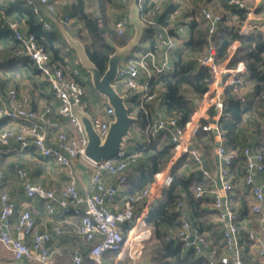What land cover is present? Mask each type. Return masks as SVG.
Wrapping results in <instances>:
<instances>
[{
  "label": "built area",
  "instance_id": "obj_1",
  "mask_svg": "<svg viewBox=\"0 0 264 264\" xmlns=\"http://www.w3.org/2000/svg\"><path fill=\"white\" fill-rule=\"evenodd\" d=\"M11 3L21 2L35 15L37 22L46 31L52 30L50 18H54L67 31L74 29V21L67 15L56 11L54 0H8ZM125 5L129 0H119ZM264 0H228L229 7L243 9L245 18L238 26L240 35L255 32H264V23L257 13L258 7ZM161 10V2L156 1L154 6L141 17L147 27H153L150 46L132 54L119 65L116 82L123 87L129 95L139 93L138 104L135 106L148 113L147 103L155 99L158 92H149V81L158 74L170 72L173 69L172 52L179 47L177 35L184 33L185 24L181 23L182 10L176 7L168 14L167 25L157 26L154 16ZM222 11V10H221ZM221 11L201 6L198 9L200 18L207 22L209 44L198 57V65L209 69L213 76L212 82L202 95V107L180 126L178 115L157 116L149 118L146 130V141L154 139L160 131L168 130L169 143L172 146V157L168 162L171 168L181 156H186L200 170V182L195 187L193 195L201 197L206 191L213 197V209L222 222L220 247L213 246L210 240L193 225L189 219H183L181 226L174 233L183 243L184 249H192L195 256L204 257L207 264H248L242 258L243 247L239 241L242 225L249 223L248 219L236 222V213L229 208L226 197L233 191V176L231 164L234 153L226 150L220 135V118L225 116L224 101L225 87L232 86L237 99L243 101L244 95L240 92L239 84L246 73V65L242 61L230 64L241 54V42L233 41L225 59H216V48L210 40V35L222 21ZM226 11V10H225ZM14 38L20 43L21 49L16 54L27 57L35 66L41 76L45 77L47 87L57 99L59 105L54 110L45 106L37 111L29 106V98L22 96L18 99L15 88H9L3 97L0 93V119L8 121L9 125L0 129V154L10 155L17 145L20 152L34 151L38 156L54 161L57 165L70 169L74 162L87 164L93 169L89 183L93 188L88 195H80L74 180L69 173V182L61 187L44 188L32 184L28 174L23 168H16L15 176L20 181V188L27 199L37 198L48 216L56 213V206L63 214L73 215L78 219L73 232L87 245L89 262H86L79 248L71 251V264H115L103 259L108 251L116 252L118 256L126 255L131 264H138L141 259L144 242L151 237V229L145 225V210L138 217H134V206L145 203L151 199L152 193L161 198L160 192L171 181L170 170L162 169L155 173L151 183L140 190L127 194L123 208L111 212L108 205L116 194L123 189L127 182V169L130 163L136 161L133 154L123 149L108 160L97 164L89 162L84 157L86 137L83 125L75 114L85 95V88L77 78L80 71L76 68L69 72L61 66L50 62L48 53L37 43L32 34H26L23 24L9 22ZM128 24L127 16H120L114 22V29L121 34ZM173 31V32H171ZM134 103H131L132 106ZM56 117L52 118L51 115ZM113 110L106 106L104 118H92V124L97 133L103 138L106 135L108 124L112 119ZM67 126V129H62ZM210 132L217 138L215 156L219 172V188H205L206 181L215 183L216 178L210 170L203 165L200 151L193 147L192 139L198 130ZM241 154L244 159L242 181L253 198L250 211L254 215L263 212L264 208V177L258 175L264 172V151L243 147ZM70 172V171H69ZM103 174L114 177L113 182H107ZM4 175L0 171V183ZM17 203L10 195L0 192V256L8 251L16 261L35 264H51L52 251L49 243L52 234L48 231H37L35 221L29 210L20 211L12 220ZM182 202H177L175 210H180ZM261 230L252 228L246 230L247 240L256 244L255 254L260 262L264 263V222L259 220ZM126 227V230H124ZM52 233H62L60 225L52 227ZM193 236V240L189 237ZM26 237L29 239L26 240Z\"/></svg>",
  "mask_w": 264,
  "mask_h": 264
},
{
  "label": "trees",
  "instance_id": "obj_2",
  "mask_svg": "<svg viewBox=\"0 0 264 264\" xmlns=\"http://www.w3.org/2000/svg\"><path fill=\"white\" fill-rule=\"evenodd\" d=\"M99 11L97 15L86 11L85 0H71V4L65 5L62 14L67 15L74 21L76 30L73 37L83 45L88 58L103 72L107 65L109 56L113 53V45L118 47L126 45L133 36V28L128 23L123 32L117 31L109 24L106 16V4L112 0H93ZM157 0H129V3L140 14L144 16ZM213 5L214 9H224L229 13V19H233L232 25L225 23L224 17L217 25L216 30L210 35V40L216 48V59L226 58L230 44L239 40L241 42V54L236 61H242L246 65L239 88L248 87V95L241 101L237 99L232 86L225 87L224 113L220 118V135L226 150L233 152L238 147L241 136L238 130L242 126L245 115L261 113L264 107V34L255 32L248 35H240L238 26L245 18V11L235 7H229L228 0H205ZM176 6L167 5L155 14L154 20L157 26L167 25L168 14ZM16 21L23 24L24 32L35 36L37 43L48 53L50 62L55 66H65L66 49L72 51L62 37L53 32L44 30L37 22L35 15L21 2L10 3L0 0V70L15 71L17 64L31 63L23 56L16 54L21 49L20 43L14 38L9 22ZM7 23V26H5ZM236 23V25H235ZM188 38L181 43L176 51L173 60V69L170 72L154 76L149 81V92H160L165 112L167 115H178L179 125L183 123L196 110L198 102L208 85L212 82L213 76L208 68L198 65V57L204 52L209 44V33L207 22L201 18H193L186 23ZM73 29V30H74ZM153 27H148L144 32L142 41H148L153 45L151 33ZM173 32V31H171ZM139 48V46L137 47ZM65 69V68H64ZM35 71L36 68H35ZM77 81L85 86L87 80L77 78ZM90 81V80H89ZM88 81V82H89ZM127 95L126 104L130 113L131 103L138 104L139 93ZM136 122H141L143 127L149 119V113H144L137 108ZM135 121L133 123H135ZM7 120L0 119V128L6 125ZM133 123L131 125H133ZM147 123V124H148ZM214 141V135L210 132L198 130L192 139L193 147L201 150L203 160H208ZM134 150L142 156L139 162L140 174L136 180L128 183L129 192L140 190L151 183L155 173L161 171L170 161L173 151L169 143L168 130L160 131L154 139L137 143ZM235 155V154H234ZM244 160V159H243ZM235 161V156L234 160ZM233 162L230 167H232ZM171 181L163 187L161 198L156 201L148 210L145 216V225L151 229V237L144 242L142 258L144 264H207L204 257L195 256L192 249H184L183 243L174 233L181 226L180 210H175L179 201H185L190 207L192 217L204 216L215 213L214 209L208 210L204 206L213 202L207 191L199 198L193 195L195 187L200 182V170L186 156L179 157L171 167ZM4 180V178H3ZM2 183V182H1ZM0 183V184H1ZM214 185L206 181L205 188ZM237 212V211H236ZM248 211L242 204L241 211H238L239 219L247 218ZM202 233V223L196 225ZM221 231L217 228L211 232L208 239L211 243H217L221 238ZM240 244L248 251L254 243L247 240L246 232L240 230ZM88 253L82 250V256L89 262ZM243 260L248 264H256L250 255L242 253ZM32 264V263H27Z\"/></svg>",
  "mask_w": 264,
  "mask_h": 264
},
{
  "label": "crops",
  "instance_id": "obj_3",
  "mask_svg": "<svg viewBox=\"0 0 264 264\" xmlns=\"http://www.w3.org/2000/svg\"><path fill=\"white\" fill-rule=\"evenodd\" d=\"M6 1L9 2L8 0ZM158 1L161 2V8H164L165 6L170 5V4L180 8L182 10L181 23L185 24V27H186V23L189 20L193 19L194 16L196 15V13L194 14L193 13L194 11L192 10L194 0H158ZM54 2L56 3V11L58 13L63 12L65 5L69 6L71 4V0H54ZM117 2L119 3L118 10H120V14L118 16L116 14V8L112 4H109V3L106 4V7L107 6L108 7L105 10L106 11L105 13L109 20V24L113 27L114 22L120 16H123V15L127 16L128 23L130 24L132 13L134 11L136 12L137 10L134 7H132L129 2L125 5H122L119 2V0H117ZM201 6H204V5H200L199 7ZM199 7L197 9H199ZM205 7H208V6H205ZM211 9H214V8H211ZM108 11L111 14L115 13L116 15L111 16L108 13ZM257 13L259 14V17L262 18L261 23H264V5L263 4H261L258 7ZM195 18L197 17L195 16ZM50 21L52 22L51 31L59 34L67 44L68 42H67L65 34H68L73 40H77L73 37V34L76 31L75 29L71 31H67L54 18H50ZM132 28H133V34H134V27L132 26ZM184 32L185 33L177 35L179 39V47L181 43L187 40L188 38L187 27L185 28ZM146 47H147V41H141V43L139 44V48L137 49L142 50ZM70 49L72 51H70L69 49H66L67 56L64 59L66 63L64 68L66 69L67 72H69L73 68H76L80 71V74H81L82 67L79 63L78 57L75 51L71 47ZM176 51L172 52V56H176ZM233 62L235 63V61H231V62L229 61L230 64L232 63V65H234ZM85 76H88V75L82 74V76L79 75L78 78L86 80ZM9 88H15L17 90L18 99H21L22 96H27L29 98V106L34 110L41 111L43 110L45 106H50L55 110L59 105L57 99L54 98V96L48 89L47 81L45 77L41 76L38 71H35V66L32 63L28 62L26 64H22L20 62L17 64V70L15 71L13 70V71L4 72L0 70V93L3 97L6 95V92ZM84 88H85V95H86V87L84 86ZM124 92L125 91L123 87L121 86L120 93L125 94ZM240 92L243 95L246 93L243 91V89H241ZM161 93L162 91L160 90V92H158L157 97L153 99L152 101L148 102L146 105L147 111L149 113V118H153L157 116H167L164 105H163ZM85 95L83 96L82 102L77 109L85 112L86 115L90 119L95 118V116L92 113H90V111L87 110L88 105L85 103V100H84ZM202 103H203V100L201 97L196 109L198 108L200 109L202 107ZM132 108L133 109H132L131 115H133L136 120L138 109L137 107H135L134 104L132 105ZM261 113L263 114L260 115L257 112H255L252 115H245L242 126L238 130V133L242 138L240 141H238L239 142L238 147L233 151V153L235 154V161L233 162L231 171H232V176H233V187L234 188H233V191L228 193L226 197V201H227L229 208H231L236 213L237 218H238V211H241L242 204L245 205L246 210L248 211V216L247 218L239 219L237 222L239 223L241 220H245V219L249 220V223H247V225L241 226V231H245V232L248 228H252L255 231L261 230V225L259 223V220L262 219L264 222V208H263V212L258 215H254L250 211V205L253 202V198L249 194L248 188L244 185L242 181L244 160L241 154V149L243 147H250L253 150L264 151V132L261 133L259 131L261 128L264 127V116H263L264 107L262 108ZM51 117L55 118L56 115L53 113ZM103 118H104V113H103ZM147 123H146V126L143 127L141 122L135 121V123H133L130 129L131 137L126 140L123 150L129 154L135 155L136 161L129 164L128 169H127V173H128L127 182L125 183L123 189L120 190L116 194L113 201L108 205V208L111 212H117L123 208L124 199L129 192V186H128L129 181L136 180L139 177V174H140L139 162H140L142 155L138 151L134 150V148L137 143H143L146 140V130L148 126ZM8 125L9 123L7 121L4 127ZM62 129L64 130L67 129V126H63ZM214 141L215 143L212 146L209 159L208 160L204 159L203 165L206 168H208L210 172L212 173V175L216 178L214 185L212 184L210 185V187L219 188L220 183L217 180V175H216L218 171V167H217V159L215 156V146L217 143V138L215 135H214ZM221 141L223 144L222 137H221ZM12 146L15 148V150L10 155L8 156L2 155V154L0 155L3 157H6L7 159L14 156V159L12 160L14 176H15L16 168H23L26 172L27 170L29 171L28 178L32 184L41 185L44 188H51V187L61 188L69 182V178H70L69 173H70L80 195L85 196L92 192L93 188L91 187L89 180L93 173V169L90 166H86V165L79 164L78 162H74L71 165L70 169L68 170L64 167L57 165L54 161L50 159H46V158H42L38 156L34 151H31V150L24 151V152L18 151L17 145L14 141H12ZM89 168L91 169L90 172L88 171ZM163 169L171 170L168 164ZM1 172L3 175L8 173L5 169H3V171ZM263 177H264V172L258 175V179H262ZM103 178L107 182H113L114 180V177L108 176L106 174H103ZM19 188H20V183H19ZM20 190L23 196L25 197L23 190L21 188ZM3 191L7 192L10 195V197L17 203L16 210H15L12 220L17 216V214L20 211L27 209L30 211V213L32 214L34 218L36 230L40 232L48 231L52 234V239L48 245L50 250L52 251L51 264H71L70 253L75 248H79L81 254H82L83 249L85 253L87 252V245L82 241L80 237H77L73 232L74 225L78 221L76 217L70 214H63L61 212V209L57 206H56L55 215L50 217L45 212L42 206L41 200L37 198L27 199L25 197V201H22L21 196L17 195L15 188L13 189V187L9 185H7L5 189L1 190L0 192H3ZM207 194L211 198H213L209 192H207ZM160 195H161V192H160ZM152 197H153L152 200L149 199L146 202V204L138 203L134 206V217H138L141 214L142 210H145V216H146L151 206L160 199L155 196V193H152ZM181 202H182V206H181L180 213H179L181 220L189 219L192 221L193 225H198L202 223V230H203L202 233L207 238L211 236V232H213L214 229L218 228L221 231L222 222L218 219L216 212L206 214L204 216L192 217L188 203H186L185 201H181ZM212 205H213V202L210 204H206L204 207L208 210H211L213 209ZM54 225H60L62 229L61 234L56 235L52 233V227ZM146 227L147 226H145L144 228ZM124 230H126V227H124ZM239 239H240V236H239ZM26 240L28 241L29 239L26 237ZM212 245L219 248L220 247L219 240L217 241L216 244L212 243ZM242 247H243V253L246 255H250L254 263L264 264L263 262H260L256 257V254H255L256 244H254L248 251L244 249V246ZM103 259L105 261L113 262L115 264H131L126 255L118 256L117 254H114V255L107 254L106 252L103 255ZM144 263H146V261L142 260V258L138 262V264H144ZM0 264H27V263L16 261L8 251H3L2 255L0 256ZM32 264H35V263H32Z\"/></svg>",
  "mask_w": 264,
  "mask_h": 264
},
{
  "label": "water",
  "instance_id": "obj_4",
  "mask_svg": "<svg viewBox=\"0 0 264 264\" xmlns=\"http://www.w3.org/2000/svg\"><path fill=\"white\" fill-rule=\"evenodd\" d=\"M130 24L134 27L132 38L124 46L118 47L113 45L114 51L109 56L103 72L88 58L84 45L78 40H73L68 34H65L67 42L75 51L81 67L89 74L94 90L105 98L106 105L113 110L106 135L102 138L93 127L92 121L86 113L75 108V114L83 125L86 137L84 157L94 164L115 157L124 148L126 140L131 137L130 129L135 117L131 115L126 104L127 95L121 94L117 90L115 81L119 65L137 49L148 27L141 19L138 11L132 13ZM5 26H7V23H5ZM216 175L219 181L218 171ZM189 240H193V236H190Z\"/></svg>",
  "mask_w": 264,
  "mask_h": 264
},
{
  "label": "rangeland",
  "instance_id": "obj_5",
  "mask_svg": "<svg viewBox=\"0 0 264 264\" xmlns=\"http://www.w3.org/2000/svg\"><path fill=\"white\" fill-rule=\"evenodd\" d=\"M246 2L248 3H252V0H245ZM109 4H112L115 8H116V14L117 16L120 14V10L119 9V3L117 2V0H112V2H110ZM200 5H204V6H208L209 9L211 8H214L213 5H209L205 0H194L193 1V8L192 10L194 11L193 13L195 14L196 13V17L197 18H200V15L198 13V7ZM108 7V6H107ZM106 7V9H107ZM85 8H86V11L90 14H93V15H97L99 13V11L97 10L96 8V4L94 3L93 0H85ZM105 9V10H106ZM214 10H217V9H214ZM119 11V12H118ZM197 11V12H195ZM218 11H221V9H218ZM106 12V11H105ZM108 13L112 16L116 15L115 13L111 14L109 11ZM221 13H223V17H224V22L229 24V25H232L234 24L233 22V19L232 18L231 20L229 19V13L226 12L224 9L221 11ZM194 16V18H195ZM236 25V23H235ZM185 33V32H184ZM188 33V32H187ZM132 54V53H131ZM83 75H88V76H85V79L88 81L90 80V76L89 74L83 69L81 68V74L80 76ZM85 84V87H86V95L84 97V100H85V103L88 105L87 107V110L90 111V113H92L95 118H98V119H102L103 118V113H104V110H105V107H106V102H105V98L102 97L101 95H99L93 88L91 82L89 81ZM115 86L117 88V90L120 92L121 90V85L119 84V82H116L115 81ZM119 87V89H118ZM243 91L246 92L244 94V97H246L248 95V87H244L243 88ZM160 98V97H158ZM104 101V102H103ZM264 116V115H263ZM263 119V118H262ZM132 127V125H131ZM261 133L264 132V127L261 128L259 130ZM200 152L202 153V151L200 150ZM14 159V156H12L11 158L7 159L6 157H3L0 155V170L3 171V169H5L8 173L5 174L4 176V181L0 184V191L1 190H4L5 187L7 185L9 186H12L13 189L15 188V191L17 193L18 196H21V199L22 201H25V197L23 196L20 188H19V183L20 181L14 176V170H13V162L12 160ZM82 165H87L83 162ZM88 171L90 172L91 169L89 168ZM28 172V177H29V171L27 170ZM19 209V208H18ZM107 254H116V252H113V251H108ZM141 258H142V255H141ZM112 260V259H110ZM141 260V259H140ZM142 260H146L145 258H142Z\"/></svg>",
  "mask_w": 264,
  "mask_h": 264
}]
</instances>
